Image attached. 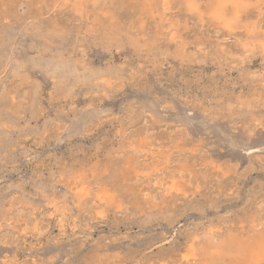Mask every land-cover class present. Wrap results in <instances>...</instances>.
Segmentation results:
<instances>
[{
	"label": "rangeland",
	"instance_id": "obj_1",
	"mask_svg": "<svg viewBox=\"0 0 264 264\" xmlns=\"http://www.w3.org/2000/svg\"><path fill=\"white\" fill-rule=\"evenodd\" d=\"M262 243L264 0H0V264Z\"/></svg>",
	"mask_w": 264,
	"mask_h": 264
},
{
	"label": "bare ground",
	"instance_id": "obj_2",
	"mask_svg": "<svg viewBox=\"0 0 264 264\" xmlns=\"http://www.w3.org/2000/svg\"><path fill=\"white\" fill-rule=\"evenodd\" d=\"M236 3V2H235ZM224 12V11H223ZM222 13V12H221ZM239 13V12H238ZM232 18V17H231ZM231 20V19H230ZM232 23V22H231ZM229 26V25H228ZM141 149V148H140ZM78 182V181H77ZM81 196H83V197H87L88 195L87 194H89L88 192H86V191H82L81 192ZM92 195V194H91ZM105 196V195H104ZM257 236V235H256ZM263 240V239H262ZM258 241V240H257ZM255 243V242H254ZM192 245H194V244H192ZM190 246V248H189V251H190V254L187 256V258H194L195 256H196V254H195V249H194V247L193 246ZM256 245V244H255ZM195 246V245H194ZM243 248V247H242ZM257 249V250H256ZM213 250V249H212ZM254 250H256V251H254ZM249 251H251L252 253H255L254 254V262L256 263V261H260V260H262L263 258H264V243H262V244H259V245H257V246H255V247H253L252 248V250H249ZM241 252H247V250L246 249H241ZM251 253V254H252ZM210 256V255H209ZM208 256V257H209ZM196 258V257H195ZM251 258V257H250ZM187 260V259H186ZM252 260V259H251ZM248 262V261H247ZM261 262V261H260ZM186 263V262H185ZM249 263V262H248Z\"/></svg>",
	"mask_w": 264,
	"mask_h": 264
}]
</instances>
